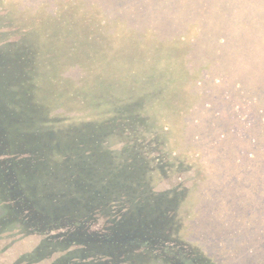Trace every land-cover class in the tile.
I'll return each mask as SVG.
<instances>
[{
    "label": "trees",
    "instance_id": "1",
    "mask_svg": "<svg viewBox=\"0 0 264 264\" xmlns=\"http://www.w3.org/2000/svg\"><path fill=\"white\" fill-rule=\"evenodd\" d=\"M24 1L25 39L0 46V240L56 244L66 252L58 264H226L213 257V238L198 241V228L191 233L185 220L238 224L252 214L246 198L228 200L234 187L215 180L253 176L240 195L264 186V96L248 86L262 92L264 58L231 73L215 69L232 38L192 49L191 34L203 32L197 20L190 33L157 42L174 26L169 0ZM207 1H194L203 23L215 17ZM13 2L0 0V11ZM225 3L222 33L235 13ZM156 10L157 17L148 15ZM218 28L207 26L206 37ZM11 97L25 103L10 110ZM21 107L25 116H16ZM193 165L200 177L184 180ZM42 169L58 172V197L55 189L45 192L58 203L53 213L34 204L30 193L39 191L27 186L28 172ZM221 192L226 200H214ZM204 205L206 214L198 211ZM217 205L225 206L223 215ZM95 214L105 219L95 221ZM255 231L215 238L245 246L251 259L253 249L241 241Z\"/></svg>",
    "mask_w": 264,
    "mask_h": 264
},
{
    "label": "rangeland",
    "instance_id": "2",
    "mask_svg": "<svg viewBox=\"0 0 264 264\" xmlns=\"http://www.w3.org/2000/svg\"><path fill=\"white\" fill-rule=\"evenodd\" d=\"M159 5L161 6V1L158 0ZM172 5V9L168 12L172 20L171 24H173V29L171 32H168L167 34H164L163 32L161 35V38H158V36L155 38L157 42L164 40L165 38H171L173 36H178L181 33H190V30L193 28L194 22L193 21H199L202 25L203 32L200 30V32H193L191 36H193L197 41L193 44L191 47L194 50H198L197 48L200 46H203L206 44V42H214L213 40H217L219 37H224L225 39H228L231 37V42L229 40H226V44L222 45L223 50L219 54L220 61L215 64V69L222 71L224 68H227L228 71L231 73L234 71V69L237 67V70L241 67H244L246 65H252L254 64V61L260 60V58H264V0H228L230 3H232L231 8L235 10L234 14H230L231 19V25H227L229 28L224 29L225 31L222 33L223 28L219 23H227L228 18L224 16V14L221 13V10L226 7L225 0H208L207 3L211 6L212 11L214 12L215 17H211L207 23H203L199 10H197V5H194V1L197 0H176V3L174 0H169ZM162 8V7H161ZM167 8V7H166ZM5 11H0V17H3L5 15L6 18L1 19V27H0V34L4 33L6 34V37L2 40H0V46L3 48H6V43L13 42L19 44L22 43V40L25 39V32H24V18H25V1L24 0H14L11 5L5 7ZM163 10L165 8H162ZM10 11L11 13H6ZM161 11V9H160ZM158 10L149 12L148 15H154L157 17ZM6 20V22H4ZM247 20L248 24L246 27H244V21ZM170 24V25H171ZM217 29V25H219L218 33L212 38L209 35L206 37V34H208L205 31V28L207 26H215ZM236 26V28H235ZM161 28L156 29L158 34ZM233 31L230 35H227V32ZM143 31V30H140ZM187 33V34H188ZM204 33V34H203ZM182 46H187L186 39L181 40L179 38ZM5 44V45H4ZM244 49V50H243ZM250 50L251 53H254L258 55V58L247 54L245 51ZM10 59V58H9ZM11 61V59H10ZM197 63V61H196ZM189 65V64H188ZM190 66V65H189ZM212 66V65H210ZM222 69V70H221ZM190 66V71H191ZM195 83V81H194ZM250 89L257 93L258 96L263 97L264 96V87L261 90L255 89V84L248 85ZM196 90L192 89L191 87L188 89V92L193 95V93ZM196 95V94H195ZM234 98L236 96L232 95ZM262 102V103H261ZM260 104L264 106L263 101H261ZM25 102H20L18 104H14L12 97L10 98V102L7 103V108L10 110L18 108L20 105H23ZM223 107H225V103L222 102ZM6 108V109H7ZM7 109V110H8ZM25 107H21L16 111V116H25ZM223 122H227L226 119L222 118ZM9 125L12 127L13 120L9 121ZM201 128V129H200ZM199 130H203L204 127H200ZM255 133V132H253ZM259 142L264 144V139L260 140ZM44 169V168H43ZM40 170L39 175L32 176L30 172H28L26 176V181H31V186L27 185L30 190H36L39 191V194L36 193H30L33 197L32 200H34V204L36 206H39L40 208H43L44 210H49L53 213L52 210L58 208V203H54L56 200H53L52 197L57 198L58 197V187L55 189L53 186L55 183V180L58 178V172L57 171H45ZM191 171H189L187 176L185 178V175L183 176L184 180L189 179H198L200 177V173L197 172L196 166L193 165L190 168ZM261 177H264V175H260ZM177 181V177L174 178ZM183 180V181H184ZM252 180H255L253 176H246V177H236L235 179L230 178L228 181L229 183H223L220 180L218 181V184L220 186H226L227 188H232L230 190V196L228 195V200H235L236 197L241 196L242 198H246V212H252L251 216L248 218H245L247 221L244 223L243 220L237 218V221H234V223L238 224H232V223H224L221 220L217 221H211L206 218H204L202 221H198L195 217L187 218L185 220L186 223L190 225L191 233L197 230V240L201 241L202 237H212L211 239V249L213 250V257L217 258L218 260L224 261L226 264H262L264 263V186H249L247 191H243V193L240 195L237 192L238 190H242L243 186L245 184L251 183ZM237 182L238 184L235 185L233 182ZM189 182H191L189 180ZM264 183V181L262 182ZM46 184L49 186L47 187ZM190 184V183H188ZM170 185V184H169ZM191 185V184H190ZM167 186V184H165ZM172 187V186H170ZM192 187V186H190ZM205 187V186H204ZM53 194H56V196L49 197L46 195L48 194V190H53ZM164 189H168L164 188ZM163 189V190H164ZM252 191V193H247ZM221 191H225V189H221ZM46 192V193H45ZM50 192V191H49ZM195 193V191H193ZM237 192V193H236ZM259 192V197H262V202H259L258 198H255V202L251 203L250 198L256 197L255 193ZM224 194L227 193H220L215 197L214 200H223L225 201L226 198L224 197ZM205 198V197H204ZM50 200L51 202L47 201ZM205 205L207 201H202ZM239 200L232 203L233 209L235 210V213L238 217L240 216L241 210H237V204ZM231 203H228L230 205ZM205 205L202 207H199L198 211L200 210L203 212V214H206L205 212ZM263 205V211H260L259 208H254L256 206ZM214 207L211 206L209 209H212ZM217 209L218 215H223L225 206L217 205L215 206ZM256 210V212H255ZM216 214V215H217ZM187 216V214H186ZM95 221H102L105 218L102 217L100 214H95L94 218ZM189 219V220H188ZM215 222L216 226L212 223ZM262 227V228H261ZM249 229L250 231L254 232L255 230L260 231L261 233H258L255 231V233L251 234L249 232V235L246 236V238L242 239V243H247L248 247L253 249V255L254 258H249L244 252L243 245L236 244L234 242L228 243L223 240H220L217 237L225 238V235L220 236L219 233L221 231H225L230 233L231 231H238L239 229ZM190 233V236L193 235ZM227 234V233H226ZM214 235V237H213ZM242 236V235H241ZM210 239V238H209ZM238 241V240H237ZM0 264H58V257L61 255H65L66 252H58V249L55 248L56 244H52L54 246H48L47 241H40L37 237H24L21 239H2L0 240ZM230 244L232 246H230ZM73 249V248H70ZM248 249L247 251H249ZM64 257V256H63ZM63 257L60 259L62 260ZM104 258H109L107 255H103ZM142 258V256H140ZM244 258L247 259L244 260Z\"/></svg>",
    "mask_w": 264,
    "mask_h": 264
}]
</instances>
